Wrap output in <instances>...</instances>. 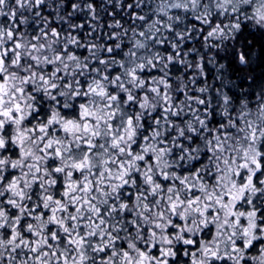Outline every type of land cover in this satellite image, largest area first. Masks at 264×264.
I'll return each mask as SVG.
<instances>
[{"label":"snow or ice","instance_id":"6c2138e0","mask_svg":"<svg viewBox=\"0 0 264 264\" xmlns=\"http://www.w3.org/2000/svg\"><path fill=\"white\" fill-rule=\"evenodd\" d=\"M0 264H264V0H0Z\"/></svg>","mask_w":264,"mask_h":264}]
</instances>
